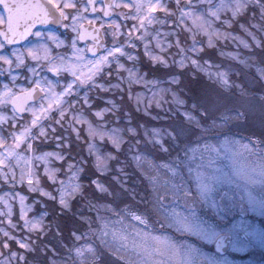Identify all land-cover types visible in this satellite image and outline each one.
<instances>
[{
  "label": "snow or ice",
  "instance_id": "obj_1",
  "mask_svg": "<svg viewBox=\"0 0 264 264\" xmlns=\"http://www.w3.org/2000/svg\"><path fill=\"white\" fill-rule=\"evenodd\" d=\"M244 10V0H0V78H6L0 82V189H8L0 192V264H40L37 253L46 258L47 264H61L46 237L53 227L57 236L63 235L62 217L73 216L88 225L83 234L76 226L69 229L68 235L79 241L92 231L93 223L91 217L81 214L82 207L96 210V221L106 231L105 217L99 212L112 211V206L100 200L123 194L135 199V190L121 179L127 176V160L120 159L124 144H128L125 155L130 154L138 168L145 160L139 151L142 143L145 148L151 146L167 153L166 135L174 146H179L185 130L181 128L178 136L171 126L163 134L161 128L152 127L151 136L145 131V140L141 141L127 111L126 131L131 140L122 135L125 129L108 127L110 114L119 119L117 96L123 100L126 94L140 111L144 94H133V86L163 82L155 76L148 78L147 71L141 73V51L150 69L177 70L167 72L169 87L154 90L148 108L155 102V107L163 110L170 94L171 105L176 106L172 114L178 112L183 122L195 126L200 134L195 137L196 148L191 143L181 147L184 155L176 167L160 166L173 179L147 177L151 190L141 198L143 209L129 213L132 221L147 227L152 216L162 217L163 226L181 236L214 245L213 251H204L187 239L175 242L168 236L155 237L170 251L166 264H239L227 253L264 249V229L246 219L248 213L264 218V163H241L240 151L233 145L248 152L252 149L230 136L217 138L215 144L205 141L201 147L199 140L206 129L197 115L183 107L186 101L177 90L182 74L189 68L220 85L229 83L224 71H210L212 65L207 59L201 62L200 56L205 45L213 48L217 39L231 37L230 32L214 25L231 28ZM114 15L121 21H132L131 25L118 22L112 18ZM49 26L63 30V38ZM240 28L244 29L242 23ZM181 33L192 41L190 45L181 43ZM197 35L206 40L198 42ZM172 48L178 51L171 53ZM227 55L236 58V54ZM20 69H25L27 75ZM187 74L195 78V72ZM191 107L197 106L193 103ZM148 108L144 109L146 116ZM199 115L207 118L208 111L201 107ZM230 115L233 119L243 118L244 112ZM152 119L166 117L153 115ZM228 119L229 114L221 113L212 123L222 126ZM105 143L111 150H102ZM110 161H115L114 168ZM85 175L86 181L81 179ZM106 181L117 191L113 192ZM18 186L33 194L32 203L25 202L29 197ZM256 186L258 194L254 193ZM169 197L172 204L181 203L185 211L166 205ZM78 199L82 203L74 212L73 203ZM13 200L19 208L17 221L13 220ZM36 204L41 207L40 213L29 216ZM209 211L214 219L207 215ZM49 216L52 219L46 223ZM71 251L79 264H87L86 253L95 254L89 245ZM138 264L151 262L142 259Z\"/></svg>",
  "mask_w": 264,
  "mask_h": 264
},
{
  "label": "rangeland",
  "instance_id": "obj_2",
  "mask_svg": "<svg viewBox=\"0 0 264 264\" xmlns=\"http://www.w3.org/2000/svg\"><path fill=\"white\" fill-rule=\"evenodd\" d=\"M244 3L245 10L243 15L233 21L231 28H225L222 24L214 25V27L218 28L220 31L230 32L231 37L217 39L213 48H208L205 45L204 51L200 56L201 62L205 59L210 62L212 65L210 71H224L229 83L227 85H220L218 82H213L204 73L189 68L185 74H182L183 78L177 90L180 97L186 101L183 107L197 115L201 125L206 129V132L203 133V138L199 140V145L201 147L205 141L215 144L217 143V138L223 140L225 136H230L231 139L238 140L240 145L248 144L252 149L251 152H248L239 148V146L233 145L234 149L240 151V162L246 165L256 166L259 163H264V144L259 142V133L264 131V87L259 89L260 91L257 93V97L252 100L249 98L247 92L250 91L252 87L258 86L257 79L259 80L258 83L264 85V12H262V8H264V0H244ZM241 23L244 25V29L240 28ZM153 27L161 26L155 25ZM164 27L166 28L167 26ZM196 39L198 42L203 43L206 40V37L197 35ZM180 40L185 46L192 43L191 40L186 39V34L184 33H181ZM177 51L176 48L171 49V53ZM221 53H223V55H221ZM228 53L236 54V58L228 56ZM254 53H257V55ZM239 61H242V63ZM141 62H145L142 51ZM248 69L253 70L257 79L249 76ZM171 70L175 72L177 71L175 68H171ZM144 72V70H141V73ZM187 72H195V78L193 79V77L188 75ZM148 78L152 77L148 76ZM159 79L163 82L156 86H133V94L137 91L144 94L143 104L140 111H137L136 103L134 101L130 102L126 94H124L123 100L117 96L116 102L121 106L117 113L119 119L110 114L108 116V120L110 121L108 127H121L125 129L122 135L128 140H131L132 138L128 137L126 131L128 125L124 113L127 111L130 113L132 125L138 128L139 139L141 141L145 140V131L151 136L152 127L161 128L162 134L168 127H174L177 129L178 136L179 130L182 128L185 130V135L180 137L179 146H174L172 141L165 135V143L169 146V152L167 153L153 149L151 146L145 148L144 143H142L139 146V151L145 156V160L139 168L136 163L131 160L130 154L127 156L125 155L128 149V144H124L123 147L125 152L120 154V159L127 160L125 165L127 176H122L121 179L126 180L127 186L130 190H135L136 197L133 199L131 195L123 194L119 198L113 196L104 197L100 200V203H114L111 204L112 211L101 209L99 212L101 216L105 217V222L107 223L106 231L102 230V223L97 221V226L92 229L99 244L109 253L106 256V260L117 259L119 261H124L127 264H138V262L143 259L150 261L151 264H160L161 261L166 264V262L170 260V251L164 246V244L155 239V237L162 238L164 236L170 237L171 240L175 242L187 239L189 242L197 244V246L201 247L204 251L214 250L213 246L209 248V245L201 244L194 237L181 236L173 229L163 226L164 221L162 217L152 216L149 225L145 227L132 221L131 216L129 215V213L138 212L144 207L141 199V191L145 190V187L148 189V192L151 190L147 177L158 176L159 181L173 179L169 176L167 169L160 166L162 164H170L176 167L178 159L183 158L184 155V153L180 151L181 147L186 143H191V146L196 148L197 142L195 137L200 134L199 129L195 126L190 127L188 124L184 123L178 112L175 115L172 114L171 109L176 106L171 105L170 94L167 95L169 103L164 105L163 110L157 109L155 107V102H153L152 106L148 108V98L152 96V92L158 88L169 87L167 84V76ZM172 87L177 86L173 85ZM96 103L97 105L103 106L101 101H97ZM193 103L197 106L195 109L191 107ZM201 107L208 111L207 118L199 115V109ZM145 108H148L149 111V115L147 116L143 114ZM238 110H243L244 117L236 119L231 118L230 114ZM221 113L229 114V119L222 126H216L212 121ZM153 115L166 117V119L153 120ZM140 124H143L144 128H139ZM104 145L102 150H111L107 143ZM47 147H51V145H48ZM149 162L152 165L151 167H149ZM221 163L227 164L228 162L222 160ZM110 164L113 168L115 167V161H110ZM61 177H63V173H61ZM81 179L86 181L87 178L82 176ZM141 182L145 184L138 190V186ZM108 183L113 192H116V186L112 185L110 182ZM7 190V186H4L0 189V192ZM160 190L161 192L164 191L163 188ZM259 191V186H256L254 193L258 194ZM130 199L134 203H130ZM10 202L14 205L15 214L13 220L17 221L19 213L18 204H16L14 200ZM25 202L32 203L28 200ZM81 203L82 201L79 199L73 203L74 212L77 206ZM165 204L169 207H176L180 211H185L181 203L176 202L175 204H172L170 197L165 200ZM126 206L127 211H124ZM2 207L3 205H0V208ZM35 207L36 206H34V212L29 213V216L40 213L41 209L39 212H36ZM81 210L92 212L96 220V210L90 211L86 205L82 207ZM82 211L81 214L83 215ZM207 215L210 219H214L210 211ZM246 219H249L258 227L264 229V218L259 217L254 213H248ZM3 226L7 228V223ZM70 226H76L72 218H70ZM52 237H57L55 227L48 232L46 237V242L53 247L52 243H54V240ZM85 245L94 248L91 243L87 242L78 247H83ZM233 253L236 256L231 255L230 252L227 253L229 259L238 261L239 264H264V249L260 247L250 249L246 253ZM69 254L72 255L73 258H76L74 252L71 250L69 251ZM85 255L86 258L92 259H98L99 257L96 251L94 255L88 253Z\"/></svg>",
  "mask_w": 264,
  "mask_h": 264
},
{
  "label": "trees",
  "instance_id": "obj_3",
  "mask_svg": "<svg viewBox=\"0 0 264 264\" xmlns=\"http://www.w3.org/2000/svg\"><path fill=\"white\" fill-rule=\"evenodd\" d=\"M254 54L257 55V53H254ZM140 66H141V70L147 71V75L151 76V77L155 76L157 78H165L167 76V72H173V73L175 72V71H172L171 69L165 70L163 68H156L155 70H152V69H150L149 65L146 62H141ZM247 71H248L250 77H252L254 79L256 78V75L254 74L252 69H248ZM256 81H257L258 86L252 87L251 90L247 92V94L251 100L255 99V97H257V93H259V91H260L259 89L261 87H264L263 84L258 83L259 82L258 79ZM244 86H245V84H244ZM236 93L239 94L238 92H236ZM259 135H260L259 142L264 144V131L260 132ZM104 147H105V145H104ZM84 177L87 178L86 175ZM141 183L138 186V190L141 189L145 184L143 182H141ZM18 190L23 192L26 196H28L29 197L28 201L32 202L33 194L28 193L25 188H19V186H18ZM147 192H148V189L145 187V190L141 191L142 197L143 196L146 197ZM137 198H139V197H137ZM130 203H134V202H132V200L130 199ZM111 204H114V203L111 202ZM35 206H36L35 207L36 212H39V210L41 209L40 205L36 204ZM48 210L51 211V208H49ZM82 212H83V215L89 216L92 218V221H93L92 229H93V227L95 228L97 225H96V220H95L94 214L92 212H87L84 210ZM70 218L73 219V222L76 224L77 230L79 232H81L82 234L85 233L86 229L88 228L87 224H82L81 222L76 220L74 217H70V216L62 217L60 226H61V231H62L63 235L57 236V237H52V239L54 240V243H52L53 248L55 249L56 253L58 254L55 257L56 260L60 261L61 264H79V261L76 258H73V256L69 254V251L73 247L82 246L87 242V243H91L94 246L95 251L99 255L98 259L87 258V264H127L126 262L119 261L117 259L106 260V256L109 253L106 249H104L99 244L96 236L93 233V230L90 232H87L86 235H82V238L79 241L73 240L68 235L69 229L71 228ZM46 219L48 221V220H51L52 217L49 216ZM61 242H63V245H65V246H62ZM209 248H211V246ZM230 253H231V255H235L233 252H230ZM37 257L40 261V264H47V260L45 257L39 256V253H37ZM239 257H241V256H239ZM30 258H31V254H30Z\"/></svg>",
  "mask_w": 264,
  "mask_h": 264
},
{
  "label": "flooded vegetation",
  "instance_id": "obj_4",
  "mask_svg": "<svg viewBox=\"0 0 264 264\" xmlns=\"http://www.w3.org/2000/svg\"><path fill=\"white\" fill-rule=\"evenodd\" d=\"M101 2H106V0H101ZM116 11H117V12H119V11H127V9H117ZM101 15H102V14H101ZM112 18H113V19H116L118 22H120V23H122V24L127 23L129 26H130L131 23H132V21H127V22H125V21H121V20L119 19V17L116 16V15H114ZM49 29H50V30H56V31L58 32V34H60V35L62 36V38H63V36H64V34H63V30L56 29L55 26H49ZM69 35H70V34H69ZM29 39L31 40V39H34V38H33V37H29ZM107 42H108L109 44L111 43V38H110V37L107 38ZM22 45H23V42L21 43V46H22ZM80 46H84V45L81 44ZM88 57H89V56H88ZM89 58H90V57H89ZM18 71H20L21 74H23V75H27V72H26L25 69H20V70H18ZM47 75L50 76V74H47ZM50 78H51V76H50ZM5 79H6V78H0V82H3ZM24 83H26V82H24ZM9 113H10V109H9ZM24 115L27 116L26 113H25Z\"/></svg>",
  "mask_w": 264,
  "mask_h": 264
},
{
  "label": "water",
  "instance_id": "obj_5",
  "mask_svg": "<svg viewBox=\"0 0 264 264\" xmlns=\"http://www.w3.org/2000/svg\"><path fill=\"white\" fill-rule=\"evenodd\" d=\"M90 56V54H88ZM213 248H214V245H213Z\"/></svg>",
  "mask_w": 264,
  "mask_h": 264
}]
</instances>
